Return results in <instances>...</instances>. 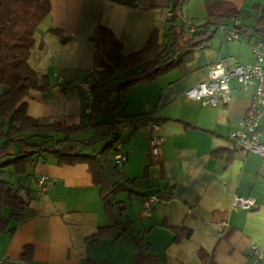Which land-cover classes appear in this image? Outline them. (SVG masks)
<instances>
[{
  "label": "crops",
  "instance_id": "0c3cea01",
  "mask_svg": "<svg viewBox=\"0 0 264 264\" xmlns=\"http://www.w3.org/2000/svg\"><path fill=\"white\" fill-rule=\"evenodd\" d=\"M218 1L230 3L241 12L237 20L244 27L237 32L240 41L228 42L217 30L207 47L193 52L185 74L171 69L152 81L132 85L125 94L119 93L116 101L119 98L122 112L110 94L111 112L119 115L118 125L110 131L107 125L103 133L107 135L101 138L104 148L115 134L124 132L119 142L126 161L118 171L134 183L123 184L115 199L123 211L119 216L114 208L113 214L121 227L128 226L127 230L117 241H87L112 221L100 197L105 178L111 181L100 155L102 149L96 152L83 147L80 154L91 160L73 165L58 164L54 157L42 153L26 175L15 174L18 178L13 186V169L1 170L2 179L13 189L22 188L20 193L27 201L20 220L9 222L8 229L14 231L0 233L1 262L79 264L90 260L130 264L138 250L136 237L159 264H202L199 250L211 255L216 264H253L249 247L255 245L264 251V158L234 152L228 140L251 104L253 87L243 91L230 81V102L219 107L187 100L183 93L204 81L213 63L231 67L250 62L251 45L264 33V0ZM49 4L28 58L45 90L32 91L25 99L26 113L47 125L87 123L83 97L74 83L92 72L91 39L99 27L111 30L121 43V54L128 56L138 53L153 31L159 43L171 38L167 36L172 25L166 18L168 9L179 15L176 26H184L190 33L206 20L204 0H49ZM256 25L258 32L253 29ZM258 40L264 42V38ZM116 83L119 86L122 82ZM6 89L0 84V96ZM146 114H152L160 126L163 146L159 160L149 155L147 129L132 128L128 122L129 117ZM98 121L99 117L93 123ZM260 141L264 143V135ZM11 150L7 152L16 149ZM112 153L108 159L115 167ZM41 176L55 179L44 194L38 192L36 183ZM25 190L29 191L28 198ZM151 194L164 199L151 205L148 217H142V202ZM235 196L253 197L256 207L233 211ZM9 214L8 207L0 209L2 218L8 219ZM222 222L227 226H221ZM175 229L182 232L178 242L173 239ZM26 245L31 247L27 255Z\"/></svg>",
  "mask_w": 264,
  "mask_h": 264
},
{
  "label": "trees",
  "instance_id": "16d2710c",
  "mask_svg": "<svg viewBox=\"0 0 264 264\" xmlns=\"http://www.w3.org/2000/svg\"><path fill=\"white\" fill-rule=\"evenodd\" d=\"M206 20L203 25L194 27L193 32L185 30L184 26H176V17L168 19L172 23L167 36L172 39L171 44L159 43L156 31H153L145 46L137 53L123 56L121 43L114 37L111 30L104 27L97 29L91 39L94 46L92 57L93 69L87 76L94 78L91 87L93 100L90 114L84 116L86 124L64 125L60 123L40 124L26 112L25 99L32 91H44L45 85L39 82V75L28 64V58L34 45V34L50 10L49 0H0V84L7 87L0 96V158L7 161L0 164V209L8 207V219L0 216V233H12L8 229L9 222H18L27 205L21 193L22 188L13 189L2 179V169L12 168L18 176L26 175L42 153H47L57 160L58 164L73 165L90 161L88 155L76 152V147H91L93 140L88 138L73 141L72 136L87 127L108 125L116 128L117 118L112 114L114 109L110 104L111 84L122 82L117 90L125 94L128 89L139 82H149L163 75L171 69L182 70L186 73V65L192 60L193 52L207 47L213 40L220 26L233 27L237 32L243 31V25L234 26L241 12L230 3L218 0H204ZM257 25L253 27L258 32ZM190 29V28H189ZM64 43V40L61 41ZM144 67L145 72L136 75L134 68ZM86 76V77H87ZM100 121L93 123L95 118ZM137 117H129L132 123ZM106 134L103 136L105 137ZM118 134L109 140L100 155L110 174L111 181L105 178V184L100 190V197L107 213L111 216V223L99 228L87 238L89 242L109 238L117 241L128 226L121 227V223L114 217V208L121 216L122 208L115 202L124 185H133L134 180L127 179L120 174L116 167H112L108 156L113 151ZM18 146L15 152L8 153L10 147ZM112 182V183H111ZM124 184V185H123ZM113 187V188H112ZM112 188V189H111ZM24 194L29 197V191ZM174 242L180 239L181 230L175 229ZM187 236L188 233H184ZM141 238L136 237L138 250L130 264H159L154 254L143 247ZM25 254L31 252V247H24ZM199 260L202 264H216L213 257L199 250ZM79 264H113L105 261L83 260Z\"/></svg>",
  "mask_w": 264,
  "mask_h": 264
},
{
  "label": "built area",
  "instance_id": "2783aa9c",
  "mask_svg": "<svg viewBox=\"0 0 264 264\" xmlns=\"http://www.w3.org/2000/svg\"><path fill=\"white\" fill-rule=\"evenodd\" d=\"M166 18L179 16L174 9L166 11ZM239 25V22H234V26ZM191 29V28H190ZM223 38L228 41H240L237 31L233 27L220 26L218 29ZM264 42L261 40L255 41L251 45L252 59L248 63H234L231 67H226L222 62H216L209 66L207 78L188 88L184 93L187 100L200 103L207 107H219L228 105L230 102L231 89L230 81L237 83L243 91L253 87L254 93L249 108L245 116L238 121V128L229 133L228 140L234 152L252 153L261 158H264V143L260 141V137L264 135ZM94 83L92 76H87L83 80L75 82V86L83 97V109L85 114H90L93 94L91 87ZM132 128L144 127L148 131V152L149 155L159 160L163 146V138L160 136V126L153 118L152 114H146L137 117L132 123H129ZM120 134L117 137L113 148V164L117 169H121L126 161V155L119 142ZM55 182V179L41 176L36 179L37 186L41 194L46 193ZM164 198L156 194L147 196L142 202L140 216L148 217L151 210V205L162 201ZM256 207V201L250 196H235L231 202V209L251 210ZM221 226L226 227L227 224L222 222ZM222 233L218 234L221 238ZM248 256L252 259L253 264H264V251L259 250L255 245H251L248 250ZM0 264H10L3 263Z\"/></svg>",
  "mask_w": 264,
  "mask_h": 264
},
{
  "label": "rangeland",
  "instance_id": "374dc122",
  "mask_svg": "<svg viewBox=\"0 0 264 264\" xmlns=\"http://www.w3.org/2000/svg\"><path fill=\"white\" fill-rule=\"evenodd\" d=\"M221 34V33H220ZM258 39L259 38H264V33H262L261 35H259L258 37H257ZM257 39V40H258ZM255 40V39H254ZM256 40V41H257ZM167 42H165V44L166 45H169V44H171V42H172V39L171 38H169V40L167 39L166 40ZM243 44L245 45L246 43V40H244L243 39ZM116 86H118V84L116 83V82H114V83H112L111 84V97H112V99L114 100V101H116V99H117V95L120 97V95H119V92L117 91V90H114V88L116 87ZM119 98H118V100L116 101V107L117 106H119V110L122 112L123 111V106L122 105H119ZM108 127H107V125H102V126H100V127H98V128H96V129H91V130H85V131H81V132H79V134H77L76 136H75V139L73 140L74 142H75V140H84L85 138H88V137H91V138H93V143H92V145H91V149L90 150H94V151H96V152H98L99 150H101L102 148H103V145H104V143H103V141H102V136L101 135H103V133H105V131H106V129H107ZM121 136V138H123L124 137V132H121V133H119ZM18 148V146H12V147H10L9 148V150H8V152H10V151H12L11 149H17ZM83 147H76V152H80V150L82 149ZM8 160V158H6V157H2V158H0V164H2V163H4L5 161H7ZM122 169V168H121ZM5 179H7V176L5 175V177H4ZM18 177L15 175V174H12V181H10V184L13 186L14 184H13V182L17 179ZM20 181V180H19Z\"/></svg>",
  "mask_w": 264,
  "mask_h": 264
},
{
  "label": "water",
  "instance_id": "95a60500",
  "mask_svg": "<svg viewBox=\"0 0 264 264\" xmlns=\"http://www.w3.org/2000/svg\"><path fill=\"white\" fill-rule=\"evenodd\" d=\"M133 71L139 77V75H141V74H143L145 72V68L144 67H140V69L139 68L138 69L134 68Z\"/></svg>",
  "mask_w": 264,
  "mask_h": 264
}]
</instances>
